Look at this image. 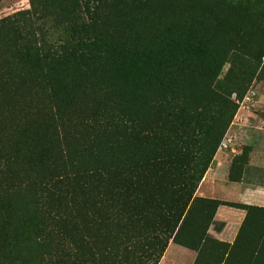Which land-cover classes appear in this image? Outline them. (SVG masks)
I'll return each mask as SVG.
<instances>
[{"label": "trees", "instance_id": "obj_1", "mask_svg": "<svg viewBox=\"0 0 264 264\" xmlns=\"http://www.w3.org/2000/svg\"><path fill=\"white\" fill-rule=\"evenodd\" d=\"M28 3L0 18V264L198 256L219 204L259 210L194 191L264 80V0Z\"/></svg>", "mask_w": 264, "mask_h": 264}, {"label": "crops", "instance_id": "obj_2", "mask_svg": "<svg viewBox=\"0 0 264 264\" xmlns=\"http://www.w3.org/2000/svg\"><path fill=\"white\" fill-rule=\"evenodd\" d=\"M261 95H264L263 92ZM246 150L238 179L228 178L233 157ZM194 195L232 202L264 211V118L252 109L239 108L229 123L211 161L199 180ZM256 210V209H251ZM245 209L219 204L213 214L207 234L221 244L236 247ZM247 219V218H246ZM196 252L168 242L157 264H192ZM226 255V254H225ZM264 259V258H263ZM264 264V261H263Z\"/></svg>", "mask_w": 264, "mask_h": 264}, {"label": "rangeland", "instance_id": "obj_3", "mask_svg": "<svg viewBox=\"0 0 264 264\" xmlns=\"http://www.w3.org/2000/svg\"><path fill=\"white\" fill-rule=\"evenodd\" d=\"M28 8V0H0V18L11 15L17 10ZM223 69H225V67H223ZM240 89L241 83L237 82L232 92L234 102L237 105L232 119L235 116L236 111L239 108L241 109V107L242 109H252L257 116L264 118V95H261L262 92L264 94V80H253L251 84L243 90L241 96L238 97L237 94ZM209 225L207 226V229ZM240 231L250 233H247L244 236H237V239L235 240L237 241L235 245L236 247L230 246L229 248L227 244L223 245L206 234L207 237L201 244L198 256L194 249L171 240L168 242H173L185 248L194 250L196 252V260L194 258L192 264H222L223 262L224 264H263L264 259L262 260L261 257L263 249L255 254L253 253V250H256L259 242L264 240V211L250 210L247 220L243 222L241 227H239V233ZM226 253L228 254L227 256L225 255Z\"/></svg>", "mask_w": 264, "mask_h": 264}]
</instances>
